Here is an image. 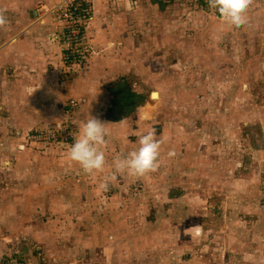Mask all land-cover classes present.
I'll use <instances>...</instances> for the list:
<instances>
[{
	"label": "rangeland",
	"instance_id": "374dc122",
	"mask_svg": "<svg viewBox=\"0 0 264 264\" xmlns=\"http://www.w3.org/2000/svg\"><path fill=\"white\" fill-rule=\"evenodd\" d=\"M100 4L110 13L119 10L115 2ZM153 4L146 12L135 8L134 20L120 24L126 43L120 47L118 80L124 77L140 97L146 94L144 112L119 126L122 136L107 131L102 150L105 159L110 153L125 156L139 147L142 134L155 129L162 143L156 171L138 179L118 175L101 193L97 186L114 172L109 160L102 172L89 176L68 158V147L39 151L28 135L20 137L25 149L4 151L11 162L4 166L1 188H7L0 192V209L5 214L0 215L6 225L14 216L21 234L0 245L3 264H115L132 254L139 256L136 264L150 256V264H254L256 248H264L263 131L250 132L261 148L257 152L241 132L245 123L264 126V0H252L248 23L239 28L198 0L167 3L165 14ZM89 55L82 67L89 65ZM242 108L256 115H241ZM175 158L187 161L194 173L180 163L172 166ZM195 191L201 201L190 197ZM253 237L255 250L249 246ZM21 242L29 257L14 256Z\"/></svg>",
	"mask_w": 264,
	"mask_h": 264
},
{
	"label": "crops",
	"instance_id": "0c3cea01",
	"mask_svg": "<svg viewBox=\"0 0 264 264\" xmlns=\"http://www.w3.org/2000/svg\"><path fill=\"white\" fill-rule=\"evenodd\" d=\"M59 1L60 0H0V13H2L7 20V24L4 27H0V145L3 146L0 149V162H2V167L0 166V192L7 188H4V186L1 188V185L5 181L6 175L4 166L8 165V163H6L7 161L11 162L8 153L4 152L5 149L7 151L12 150V152L16 150L19 154L21 149H25L23 148L24 145L20 137L22 138L25 134L29 135L32 131L37 129L54 128L58 126L65 119L64 105L70 101H76L78 103L79 120H83L84 113L88 112L91 115L98 116L102 121L108 124L107 131L114 132L116 137L118 135H123L120 133L124 131L120 129L119 126L126 124L125 122H127L128 119L121 123H111L106 120V114L112 108V101L114 99V96L109 90L115 85L128 82V79H124V77L118 80L120 73H117L119 68L123 66L119 57L121 52L124 55V49L120 51V49H122L120 47L125 46L126 43L124 42L126 38L123 37L125 35L124 29L120 24L129 21L132 22L134 20L132 12L135 8L139 9L142 7L144 12H146L150 5L155 3L153 4L154 9H156L157 12H161V14H165L167 3L170 6L177 4L182 5V3H185L187 0H104L106 3L110 1L111 6L113 2L117 3L119 6V10L117 9V11H123V13L130 11L128 15L131 16H126L123 13L116 15L115 13H117V11L114 13L113 9V11L111 10L112 13H110V9H106V4H100L102 0H92V20L89 25L92 48L88 58L89 65L86 67H75L76 71H73L74 73L64 71V69H68V65L65 64L66 67L64 65L60 42L46 21L42 22L39 20L37 12L40 6H50ZM198 1V5L202 4L203 6V0ZM126 17L127 19L125 20ZM151 18L152 17H150V19ZM136 20L140 21L141 19L139 17ZM163 20L164 19H161V22H163ZM128 34L132 33L128 32ZM122 37L123 40L121 39ZM115 45H119V48L112 47ZM118 49L119 52L117 54ZM61 63L64 65L63 67H61ZM205 73L207 74L206 71ZM199 98L202 97L199 96ZM140 109L144 112V107H138L131 117L137 115ZM242 112L241 115H246L247 113L256 115L254 111ZM116 126H118V128ZM220 126H222V124H220ZM256 127H258L257 131L259 133L263 131L262 134L264 137V126L261 128L262 123L258 125L255 123H245L241 130L242 135L249 132L246 139L250 140L249 144L251 147L252 145L255 146V148L252 147L254 152L258 151L256 149H261L257 147L256 140L254 139L251 142L250 138V132L256 129ZM255 134H257L256 131ZM218 142L221 143V145H225L224 141L219 137ZM6 144L10 147H6ZM33 149L40 151L45 148L35 145ZM56 149L58 152L63 153L62 150H59L61 148ZM123 150V152L126 151L125 146ZM115 154L116 153H110L107 159H105L109 160L113 171V159L118 156ZM119 156H121V152ZM209 157H211V155ZM208 161L209 162H206V167H208L211 162L210 159ZM178 163L182 165V170L185 172L189 170V173H194L195 169L188 165L187 161L184 159L175 158L170 164L172 166L175 164L176 166ZM208 168L202 167V170L207 173ZM242 168H245V166L243 165ZM261 169H264V167ZM13 179L14 177H12V180ZM178 179L180 181H185V178ZM227 182V186H229V181H226V183ZM260 189L264 190L263 187H260ZM196 192L197 191L190 197H192L193 201H201L198 199L201 197L197 195ZM260 194H262V199H264V192H260ZM166 208L169 209L168 207ZM2 211L3 209H0V214L4 215L5 213ZM1 215L0 245L3 244L2 246H8L6 244L12 242L11 238L14 237L13 235L21 234V232L20 228L16 227L18 222L15 223L16 219L14 216L10 218L9 225H6L5 222L2 221L4 220V216ZM20 222H23L25 225V219L19 218V224ZM226 241H228V239ZM107 242L109 241L107 240ZM125 242L127 241L124 240L123 243ZM23 243V245L21 242V244L16 246L14 256L22 255L29 257L28 253H30V250L25 242ZM254 243L257 244L255 237L252 239V244L249 245L251 249L253 248L255 250L257 245ZM256 249L259 250V255L256 256L257 259L255 258L254 264H261V260L264 261V248L259 245ZM244 254L245 253H243V255ZM132 256L134 257H130V260H116L114 263L121 264L120 262H124L127 264L130 262V264H136L134 260L139 256H135L134 254H132ZM261 256L263 257L261 258ZM151 258L152 256H150L149 261V259L144 257V263L150 264ZM185 259L191 260L190 255L185 257Z\"/></svg>",
	"mask_w": 264,
	"mask_h": 264
},
{
	"label": "clouds",
	"instance_id": "9594fccd",
	"mask_svg": "<svg viewBox=\"0 0 264 264\" xmlns=\"http://www.w3.org/2000/svg\"><path fill=\"white\" fill-rule=\"evenodd\" d=\"M210 9H215L229 24L239 28L248 23L247 12L252 0H206ZM7 20L0 13V27H4ZM107 125L98 116L84 113V119L79 120V131L70 145L68 158L79 165L82 172L93 176L102 172L105 167V152L107 146ZM139 147L125 156H116L113 159L114 172L97 186V191L106 193L110 183L118 175H127L133 178H142L156 171L161 153L162 143L156 139L155 129L148 130L139 137ZM169 157L175 152L169 151Z\"/></svg>",
	"mask_w": 264,
	"mask_h": 264
},
{
	"label": "built area",
	"instance_id": "2783aa9c",
	"mask_svg": "<svg viewBox=\"0 0 264 264\" xmlns=\"http://www.w3.org/2000/svg\"><path fill=\"white\" fill-rule=\"evenodd\" d=\"M91 5L92 0H60L50 6H40L37 10L39 20L46 21L53 28L68 66L82 67L90 53ZM203 6L209 8L206 0H203ZM64 114L65 119L58 126L32 131L27 136V141L43 148L53 147L55 144L70 148L79 131L78 103H67ZM4 261L0 260V264Z\"/></svg>",
	"mask_w": 264,
	"mask_h": 264
},
{
	"label": "trees",
	"instance_id": "16d2710c",
	"mask_svg": "<svg viewBox=\"0 0 264 264\" xmlns=\"http://www.w3.org/2000/svg\"><path fill=\"white\" fill-rule=\"evenodd\" d=\"M110 93L114 96L112 101V108L106 114V120L111 123H121L129 119L132 114L136 112L138 107H144L147 102V96L144 94L142 97L136 93L129 82H123L122 84L115 85L110 90ZM126 94L134 96V98L129 97ZM138 99V100H137ZM249 108V107H245ZM246 109L242 108V111L245 112ZM248 133L244 135L247 138ZM252 142V141H251ZM221 144V143H220ZM255 148V146L252 145ZM259 150V149H256ZM189 173V170L186 171ZM183 179V178H180Z\"/></svg>",
	"mask_w": 264,
	"mask_h": 264
},
{
	"label": "water",
	"instance_id": "95a60500",
	"mask_svg": "<svg viewBox=\"0 0 264 264\" xmlns=\"http://www.w3.org/2000/svg\"><path fill=\"white\" fill-rule=\"evenodd\" d=\"M155 97H158V93L152 94V98L154 99Z\"/></svg>",
	"mask_w": 264,
	"mask_h": 264
},
{
	"label": "bare ground",
	"instance_id": "6f19581e",
	"mask_svg": "<svg viewBox=\"0 0 264 264\" xmlns=\"http://www.w3.org/2000/svg\"><path fill=\"white\" fill-rule=\"evenodd\" d=\"M159 98V94H158V97H155L154 100H157Z\"/></svg>",
	"mask_w": 264,
	"mask_h": 264
}]
</instances>
